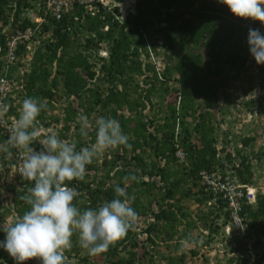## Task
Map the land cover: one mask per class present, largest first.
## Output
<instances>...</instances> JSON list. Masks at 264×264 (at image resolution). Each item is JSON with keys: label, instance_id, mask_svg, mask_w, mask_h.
Masks as SVG:
<instances>
[{"label": "trees", "instance_id": "trees-1", "mask_svg": "<svg viewBox=\"0 0 264 264\" xmlns=\"http://www.w3.org/2000/svg\"><path fill=\"white\" fill-rule=\"evenodd\" d=\"M139 1L134 14L118 21L110 13L100 10L91 15L77 5L74 11L56 19L47 11L44 0H0V72L6 71L17 91L23 89L24 98L46 100L47 108L67 100L64 105L67 125L62 126L65 132L71 123L80 127L76 121L79 112L89 118L94 128L98 117H111L119 121L131 144L130 149L118 148L119 154H113L110 160L95 159L87 166L85 179L73 181L69 186L79 192L75 202L81 209L96 208L113 199L115 185L134 194L132 207L138 213L137 219L143 217L149 221L142 230L147 234L148 244L143 248L147 260L140 256L135 225L124 239L97 255L81 249L74 236L73 247L66 253L68 264H99L91 256L101 254H104V264H155L152 247L157 240H172L179 225L184 227L179 239H185L187 231L199 223L217 231L206 220L208 213L212 217L220 216L222 199L216 198L206 211L198 209L196 219L190 218L180 201L193 199L206 208L212 194L201 181V171L211 173L217 167L222 170L233 164L232 170L247 183L255 167L252 161L261 160L259 152L245 153L254 136L223 134L220 128L225 120L220 123L214 111L221 109L220 98L222 105L231 102L224 80L225 69L235 71L233 79L247 69L250 45L243 39L247 25H253L262 35L264 25L234 16L219 0ZM193 4L197 7L191 8ZM154 15L160 24L163 21L166 24L154 28ZM35 17L42 21L38 23L33 20ZM105 25H108L106 31ZM28 27L33 34L30 39H36L37 44L28 61L29 69L16 76L15 71L23 64L29 49L26 41L17 40L15 59L8 62L7 42L17 31L23 32ZM157 34L163 36V42H151L149 37ZM103 42H106V57L98 52ZM167 43L170 47L176 45L175 57L158 52ZM149 51L165 57L162 69H157L149 57L145 62L140 59V53L149 56ZM256 66L264 79V63L256 62ZM171 93L172 98L168 100ZM13 101L9 99L10 113L17 117L22 100L16 105ZM251 105L252 99L246 102L248 109ZM46 110L39 119H46ZM63 136L59 135L62 139ZM87 136L91 141L86 139L89 146L95 141L94 129ZM77 137L74 141L79 150L84 144L82 136ZM176 146L182 148V158L176 156ZM40 147L37 143L35 148L40 150ZM7 163L16 165L14 158ZM130 175L138 177L139 182L129 179ZM16 177L19 182L7 185L2 191L5 195L13 194V205L20 216L29 208L20 197L27 193L32 182ZM3 197L6 196L0 193V203ZM240 215L247 226L244 237L252 236L253 240L251 249L246 248V256L238 258L236 264H262L264 197L258 195L254 205L244 201ZM224 219L229 221L228 210H224ZM5 235L1 230L0 241ZM182 259L183 256H169L168 264H179ZM0 264H16L2 247Z\"/></svg>", "mask_w": 264, "mask_h": 264}, {"label": "clouds", "instance_id": "clouds-1", "mask_svg": "<svg viewBox=\"0 0 264 264\" xmlns=\"http://www.w3.org/2000/svg\"><path fill=\"white\" fill-rule=\"evenodd\" d=\"M129 1V12H133L130 13L132 15L137 11L140 1ZM219 2L226 5L234 16L259 21L261 25H264V0H219ZM196 7L197 4H193L191 8ZM73 9L72 11H74ZM65 14H68V12L62 14L61 17ZM33 20L38 23L42 21L39 17H35ZM122 20L119 19L118 21ZM247 35L248 38L245 37ZM245 36L243 39L244 42L248 40L250 51L247 69L242 72L248 71L250 66L257 67L256 62L264 63V35L258 29H249L248 33H245ZM35 42L37 44L36 39ZM105 45L106 42L101 43L102 47L98 51L101 57L108 55L104 47ZM35 48L34 43L29 48V51L31 49L35 50ZM151 53L153 57H151ZM148 54L149 56L144 55L146 60L147 57L152 60L154 56H160L152 51H149ZM251 56L254 59L253 64L251 63ZM156 67L157 69L159 68L158 66ZM225 70L235 73L234 70H230L229 68ZM17 89L18 87H15L16 95L13 98V102H15L13 105H16L15 100L17 96L20 97ZM21 100L20 108L17 107L18 116H15V120L9 129L10 136L6 141L0 143V153L5 154L9 158L13 157L12 149H16L22 153V163L19 173L24 180L32 182V186L27 189V193L22 195L20 199L29 208L22 215L13 218L7 226L0 227V231L2 230L6 234L5 239L0 241V247L16 261V264H23V262L30 259H37L40 261V264H68L66 253L73 247L74 236L77 238L79 247L88 254L97 255L106 252L110 246H114L124 239L128 231L135 227L138 217V213L132 207L135 195H130L125 187L115 185V196L113 199L104 201L96 208L88 207L81 209L75 202L79 196V192L75 187L69 185L73 181H83L87 173V166L92 164L94 159L103 153L118 149L121 146L130 149L131 144L129 143L128 135L123 132L118 120L100 116L95 120L94 143L77 150L75 141L62 139L56 132L46 133L41 138L37 118L42 111L47 109L48 104L46 100L36 97L23 98V96L20 97ZM9 107L3 99H0V122L4 121ZM78 123L80 124V135L82 137H86L89 134V130L93 129L89 118L83 114L79 116ZM177 130L178 127L176 128ZM225 134L228 137H233L228 132ZM244 135L247 134H242L241 136ZM34 142L39 143L41 146L40 150H36L33 147ZM237 146L240 148L239 144ZM178 148L181 147L176 146V150ZM245 153H250V151H246ZM256 162H258L257 159L252 161V163ZM232 165H228L222 170L220 167H217L211 173L215 172L222 177L229 175L233 180H237L239 184L245 185L243 187L244 190H246V186L255 188L256 199L258 195L264 197L260 194L261 189L264 190V186H260L262 181L259 180L262 177V171L259 167L255 165L251 181L244 183L232 170ZM261 169L263 170V168ZM14 170L17 174L16 165H14ZM257 173H261L260 176ZM207 174L210 173L207 171L200 172L201 181L205 189L211 192L212 198L207 201L206 208L205 205H199L193 199H190L189 201L194 203L196 211L198 209L206 211L208 207L213 206L216 198L222 199L219 193H215L208 188L204 179V175ZM129 179L137 183L139 182V178L135 175H130ZM255 202L248 204L254 205ZM202 207L205 209L202 210ZM224 210L229 211V221L224 219ZM230 212L231 210L227 207L226 202H224L222 210L218 211L220 216L212 217L208 213L206 222L208 225L218 228L215 232L208 228V230L215 234L225 232L240 236L242 243L239 244L238 249L244 252V254L237 256L238 259L246 256V248H248L247 239L253 240V237H244L245 230L247 229L246 223L243 222L239 228L235 227L232 223ZM243 242H246V245ZM172 256L177 255H170V257ZM179 256H183L184 259L183 254ZM168 258L169 256L167 257L166 264H168Z\"/></svg>", "mask_w": 264, "mask_h": 264}, {"label": "rangeland", "instance_id": "rangeland-1", "mask_svg": "<svg viewBox=\"0 0 264 264\" xmlns=\"http://www.w3.org/2000/svg\"><path fill=\"white\" fill-rule=\"evenodd\" d=\"M149 13V11H147ZM164 18V15H160ZM165 20V18H164ZM153 27H158L159 25H165L166 23L160 24L158 16L154 15L153 18ZM7 27L3 29L5 31ZM151 42H163V36L160 34L152 35L149 37ZM33 49L27 52V57L23 60V64L17 68L15 71V75H23L27 69H29V59L32 55ZM158 52L163 51V55L171 54L173 57L176 56V45L170 47L169 43L165 45V48H158ZM199 50V49H198ZM205 50H203L204 52ZM159 54V53H158ZM154 56L152 59L153 62L160 69L164 66L165 57ZM251 63H254L253 56H251ZM140 59H143L145 62V57L142 53H140ZM251 65V64H250ZM235 74L233 71H225L224 80L227 85V89L230 94L231 102L227 104V106L222 105V101L220 98L219 106L221 109H216L214 112L216 114L217 119L221 123V120H225L223 124H221L220 131L223 134L228 132L230 135H234V133H238L237 135L248 134L254 136V140L251 145L247 148V152H259L261 155V160L253 163V166L257 165L259 169L262 171V177L259 181L260 186H264V79L262 78L263 74L260 73V70L257 67L250 66L248 71L239 73V77L233 79L231 76ZM252 76L251 80L249 76ZM141 80V77L138 78ZM251 83H253V89H250ZM20 97L23 96V89L18 92ZM173 93L168 96V100L172 98ZM20 97L17 96L16 104L20 101ZM253 100V105L248 109L246 106V102L249 100ZM67 103V100L59 101L55 105L54 108H47L46 119H38L39 122V132L41 138H43L44 134L49 132H56L58 135H64L63 139H67L69 141L78 140L77 135L80 134V127L77 124L71 123L68 132L62 128L63 125H67L66 119H64V105ZM164 107V104H162ZM218 107V108H219ZM81 115V112L78 114V118ZM145 116V113L143 114ZM94 116V114H92ZM148 117V115H146ZM78 118L76 121L78 122ZM94 129V126H93ZM92 129V130H93ZM91 131V130H89ZM86 139L88 142L90 141L89 137H82V142L86 146ZM91 142V141H90ZM94 143V142H93ZM92 144V143H90ZM235 144V143H234ZM119 149L109 150L99 157L95 158L98 162H102L104 159L110 160L112 155L119 154ZM13 159V157L11 158ZM5 154L0 153V193H3L4 196L1 199L0 203V227L7 226L13 218L17 217V213L15 210V206L13 205V194L5 195L4 188H7V185L13 184L16 185L19 180L16 177L14 167L8 165V161L11 160ZM94 159V160H95ZM163 161L161 160V164ZM121 164V161L118 163ZM8 167V168H6ZM263 168V170L261 168ZM261 173H257L260 176ZM103 174V170L101 171ZM109 182V181H108ZM3 190V191H2ZM190 199H182L180 203L185 207V210L190 213L191 219H196V209L195 205ZM155 207V204H153ZM204 210L205 208L202 207ZM203 212V211H202ZM200 214V213H199ZM148 220L142 218L137 219L135 225L136 228V236L137 241L139 242L140 247V256L144 258L145 253L143 252L144 246H147V234L143 232L144 228L148 224ZM177 235L173 237L172 240L167 241H159L152 247V253L155 260V264H166L167 257L170 255H184V259L181 264H236L237 256L240 254H244L241 250H239L238 246L242 243L239 235H233L232 233H213L208 230V227H203L201 223L196 227H192L188 230V236L184 239L178 238L179 235L182 234L184 227L183 225H179L177 227ZM149 248V247H146ZM145 256L144 260H147ZM94 258V259H93ZM92 260H97L99 264H104V254H101L97 257H92Z\"/></svg>", "mask_w": 264, "mask_h": 264}, {"label": "built area", "instance_id": "built-area-1", "mask_svg": "<svg viewBox=\"0 0 264 264\" xmlns=\"http://www.w3.org/2000/svg\"><path fill=\"white\" fill-rule=\"evenodd\" d=\"M47 11H50L52 16L59 19L62 14L69 13L72 11L74 6H82L91 15H95L98 11L101 10L103 13H110L116 19H124L128 14L133 13L129 12L128 4L129 0H45ZM135 6V5H133ZM117 8V10H115ZM247 33L249 29H257L253 25H247ZM108 28L107 25L104 26V30ZM32 30L28 27L23 32L17 31L16 35L12 37L10 41L7 42L8 49L6 53V59L8 62H11L15 59L14 49L17 44V40L26 41L28 49L35 43V40H31ZM151 57L153 54L151 53ZM15 83L13 80L6 76V71L0 72V99H3L10 107L9 99L15 97ZM8 99V100H7ZM15 104V102H12ZM9 111L4 117V121L0 122V129L3 133H0L1 141L4 142L10 136V127L12 122L15 120V116ZM7 135V137L5 136ZM6 138H5V137ZM37 142H34L33 147H36ZM36 149V148H35ZM13 158L16 162V170L18 176H21L19 173V168L22 163V153L16 149H12ZM176 156L182 158L183 152L181 148L176 150ZM22 177V176H21ZM204 179L208 188L215 193H219L221 198L226 202L227 207L231 210L230 215L232 217V223L235 227L242 226L244 218L239 215V211L242 207V203L246 201L247 203H254L256 199L255 188L246 186V190L243 189L245 185H241L237 180H233L229 175L228 176H219L215 172L204 175ZM261 195L264 196V190L261 189ZM252 239H247V246L251 249ZM23 264H40V261L37 259H30ZM264 264V262H262Z\"/></svg>", "mask_w": 264, "mask_h": 264}]
</instances>
